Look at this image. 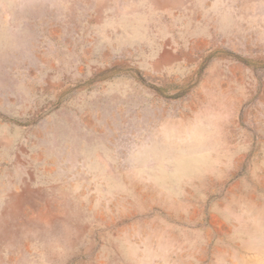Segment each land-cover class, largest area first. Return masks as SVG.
I'll return each instance as SVG.
<instances>
[{
  "label": "rangeland",
  "instance_id": "rangeland-1",
  "mask_svg": "<svg viewBox=\"0 0 264 264\" xmlns=\"http://www.w3.org/2000/svg\"><path fill=\"white\" fill-rule=\"evenodd\" d=\"M0 264H264V0H0Z\"/></svg>",
  "mask_w": 264,
  "mask_h": 264
}]
</instances>
